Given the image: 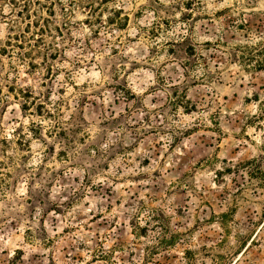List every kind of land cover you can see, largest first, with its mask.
<instances>
[{
    "label": "rangeland",
    "instance_id": "obj_1",
    "mask_svg": "<svg viewBox=\"0 0 264 264\" xmlns=\"http://www.w3.org/2000/svg\"><path fill=\"white\" fill-rule=\"evenodd\" d=\"M0 162V264H264V0H0Z\"/></svg>",
    "mask_w": 264,
    "mask_h": 264
},
{
    "label": "trees",
    "instance_id": "obj_2",
    "mask_svg": "<svg viewBox=\"0 0 264 264\" xmlns=\"http://www.w3.org/2000/svg\"><path fill=\"white\" fill-rule=\"evenodd\" d=\"M21 12H22V10L20 12H18V13H21ZM20 38H21V35H14L13 40L18 41ZM22 38L25 39V36L23 34H22ZM11 41H12V38L8 37V40H7L6 44H8L9 46H11V45L13 46V44L11 43ZM16 46L19 47V45H16ZM4 51H5V49L2 50V52H4ZM2 166H4V164L2 162H0V175H2L1 174ZM0 190H1L0 192H3L2 191V187H1Z\"/></svg>",
    "mask_w": 264,
    "mask_h": 264
}]
</instances>
